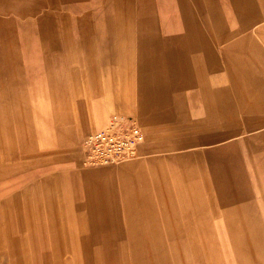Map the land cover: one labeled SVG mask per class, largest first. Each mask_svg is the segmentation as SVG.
I'll return each instance as SVG.
<instances>
[{"label":"crops","instance_id":"1","mask_svg":"<svg viewBox=\"0 0 264 264\" xmlns=\"http://www.w3.org/2000/svg\"><path fill=\"white\" fill-rule=\"evenodd\" d=\"M117 117L137 157L87 167ZM205 230L264 264V0H0V264H137Z\"/></svg>","mask_w":264,"mask_h":264},{"label":"rangeland","instance_id":"2","mask_svg":"<svg viewBox=\"0 0 264 264\" xmlns=\"http://www.w3.org/2000/svg\"><path fill=\"white\" fill-rule=\"evenodd\" d=\"M156 241V246L140 248L137 264H230L241 249L229 231L158 232Z\"/></svg>","mask_w":264,"mask_h":264},{"label":"built area","instance_id":"3","mask_svg":"<svg viewBox=\"0 0 264 264\" xmlns=\"http://www.w3.org/2000/svg\"><path fill=\"white\" fill-rule=\"evenodd\" d=\"M143 140L144 134L132 118H113L105 129L85 138L81 147L84 164L97 168L134 159Z\"/></svg>","mask_w":264,"mask_h":264},{"label":"bare ground","instance_id":"4","mask_svg":"<svg viewBox=\"0 0 264 264\" xmlns=\"http://www.w3.org/2000/svg\"><path fill=\"white\" fill-rule=\"evenodd\" d=\"M206 191V190H205Z\"/></svg>","mask_w":264,"mask_h":264}]
</instances>
